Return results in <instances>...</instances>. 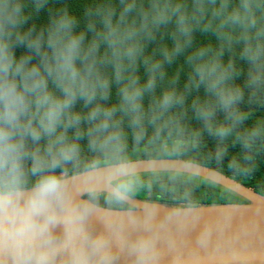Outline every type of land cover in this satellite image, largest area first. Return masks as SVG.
Here are the masks:
<instances>
[{
    "label": "trees",
    "instance_id": "trees-1",
    "mask_svg": "<svg viewBox=\"0 0 264 264\" xmlns=\"http://www.w3.org/2000/svg\"><path fill=\"white\" fill-rule=\"evenodd\" d=\"M134 2V11L121 26L135 23L139 27L147 22L148 29L155 34L154 42L147 43L144 33L141 34V44L146 46L135 63L124 59L122 65L118 64L108 52L101 69V75L108 81L107 98L100 99L98 94L92 105L85 108L79 102L73 111L86 116L96 104L115 108L112 124L122 134L123 155L130 162L154 159L191 162L213 169L264 197V0H253L255 28L227 20L228 14L239 8L240 0H226L223 7L222 0L214 3L203 0L202 12L196 0ZM21 3L25 18L38 29L48 27L50 20L66 12L79 21L80 29L92 24L97 32L103 31L101 21L110 12L114 13L111 19L116 24L124 7L121 0H21ZM176 6H180L179 12L174 11ZM160 10H165L172 22L157 32L152 21ZM181 15L195 29L188 36L180 31ZM177 44L182 49L179 54L174 53ZM245 49L257 53L254 61L246 59L252 51ZM100 51L102 54L106 51L103 44ZM168 53L172 54L170 60ZM213 63L215 72L201 77V66ZM150 79L151 89L147 87ZM125 87L142 89L138 109L123 100ZM166 93L173 94L169 105L162 104ZM90 126L81 122L79 157L58 168V173L66 171L69 177L93 169L90 167L93 164L109 165L107 158L90 146ZM76 133V127L68 128L69 139L75 138ZM46 143L44 139L40 141L41 151ZM124 179L128 183L125 195L150 205L191 207L219 205L225 200L246 203L230 190L190 174L150 172ZM107 194L99 192L94 201L87 194L82 197L97 206L128 209L127 203L109 199Z\"/></svg>",
    "mask_w": 264,
    "mask_h": 264
},
{
    "label": "clouds",
    "instance_id": "clouds-1",
    "mask_svg": "<svg viewBox=\"0 0 264 264\" xmlns=\"http://www.w3.org/2000/svg\"><path fill=\"white\" fill-rule=\"evenodd\" d=\"M121 2L124 7L117 23H112L114 13L110 12L101 21L103 31L97 32L92 24L80 29L79 21L66 12L38 29L25 18L21 0H0V264H51L60 253H68L71 264H86L85 245L99 250L106 244L103 236L93 237L86 230L92 205L75 200L67 172L56 170L78 159L79 126L86 121L91 125L90 146L101 152L111 167L107 197L119 202L127 192L124 176L131 174L130 161L123 155L122 134L112 124L116 109L96 104L86 116L73 111L79 102L85 108L92 105L98 94L100 99L107 98L108 81L101 69L108 52L118 64L124 59L135 63L146 46L141 44V34L147 43L155 40L147 22L139 27L135 23L121 26L135 8L134 0ZM196 2L202 12L203 0ZM225 4L222 0L221 7ZM174 11L179 12L180 6ZM227 20L255 28L253 0H240L239 8L229 13ZM171 22L166 11L160 10L152 24L158 32ZM179 28L185 36L195 31L183 15ZM101 44L106 49L103 54ZM181 50L177 44L174 53ZM166 55L170 60L172 54ZM256 55L252 51L246 59L254 61ZM215 70L213 63L199 71L203 77ZM152 85L150 79L147 87ZM141 94L139 87H125L123 100L136 110ZM172 99L173 94L166 93L162 104L169 105ZM69 127L77 128L73 139L67 135ZM42 139L47 141L43 151L39 147ZM85 185V194L97 200L96 185L89 180ZM152 244L150 236H142L132 249L143 257Z\"/></svg>",
    "mask_w": 264,
    "mask_h": 264
},
{
    "label": "water",
    "instance_id": "water-1",
    "mask_svg": "<svg viewBox=\"0 0 264 264\" xmlns=\"http://www.w3.org/2000/svg\"><path fill=\"white\" fill-rule=\"evenodd\" d=\"M135 165L141 168L130 170V175L190 174L230 190L246 203L168 207L137 202L124 195L122 201L132 208L112 209L94 205L82 197L83 192L80 201L92 205L86 230L106 241L99 250L85 245L86 264H264L263 196L213 169L191 162L170 159L130 162V167ZM110 170V165L102 166L66 178L69 181ZM101 191L109 193L111 189ZM142 236L153 240L143 257L132 249ZM62 262L71 264L68 253L57 254L51 264Z\"/></svg>",
    "mask_w": 264,
    "mask_h": 264
},
{
    "label": "bare ground",
    "instance_id": "bare-ground-1",
    "mask_svg": "<svg viewBox=\"0 0 264 264\" xmlns=\"http://www.w3.org/2000/svg\"><path fill=\"white\" fill-rule=\"evenodd\" d=\"M141 166H131L130 170H136V169H140ZM108 173L109 172H102V173H96L91 175L90 177H85V178H78V179H73V180H69L68 185H69V189L72 193V196L75 200L80 201V195L85 192V181L89 180L92 183H94L96 185V187L98 188V190H110L111 186H110V180L108 177ZM139 206H143L141 204H137Z\"/></svg>",
    "mask_w": 264,
    "mask_h": 264
},
{
    "label": "rangeland",
    "instance_id": "rangeland-1",
    "mask_svg": "<svg viewBox=\"0 0 264 264\" xmlns=\"http://www.w3.org/2000/svg\"><path fill=\"white\" fill-rule=\"evenodd\" d=\"M101 192H102V191H101ZM82 195H83V194H82ZM198 200L200 201L201 199H198ZM225 201H227L226 203H231V202H230L231 200H230V201L225 200ZM225 201H224V202H225ZM201 202H202V201H201ZM224 202H223V203H224ZM127 205H128V209H129V208H132L128 203H127Z\"/></svg>",
    "mask_w": 264,
    "mask_h": 264
}]
</instances>
